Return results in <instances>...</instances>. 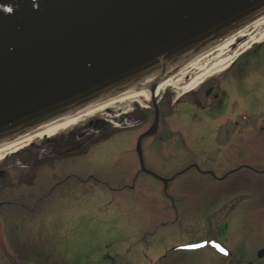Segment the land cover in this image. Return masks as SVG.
Wrapping results in <instances>:
<instances>
[{"label": "rangeland", "instance_id": "rangeland-1", "mask_svg": "<svg viewBox=\"0 0 264 264\" xmlns=\"http://www.w3.org/2000/svg\"><path fill=\"white\" fill-rule=\"evenodd\" d=\"M262 44L264 38L239 56L243 58L242 68L249 59L255 60L252 62L261 68L249 72L248 68L245 69L247 78L243 90L247 89L248 94L256 96L264 94V52L262 56V48L257 47ZM218 75L210 77L215 79L211 83H218L223 74ZM204 82L183 99L205 101L199 93ZM197 90L198 93L193 95ZM228 91L233 96L236 89L229 86ZM179 96L172 88L159 93L163 114L161 130L167 128L173 119L170 114L175 107L169 102ZM245 104L241 101L239 107L238 102L235 104L234 112L240 115L238 126L235 122L228 124L229 128H235L238 137L232 145L217 149L216 146L189 143V139L183 138L184 128H187L183 118L175 119V125H172L176 128L175 142L170 148L172 153L162 152L159 148L154 154H148V143L156 146L161 143L157 135L144 140L146 165L155 164L159 170L171 159L170 168L165 169L170 170L166 177L179 174L167 188L151 175H136L140 170L136 140L153 122L150 99L128 101L97 112L51 137L49 142L43 138L8 156L0 162V167L4 166L6 171L0 189L11 186V177L18 180L19 174L25 170L21 167L25 157L34 167L28 168L31 175L27 176L24 186L40 188L30 191L34 194L28 197L44 196L52 184L59 183L54 193L38 208L42 218L33 213L24 214L17 206L0 207V251L15 256L19 253L27 257L30 264H151L152 261L155 264H214L216 260L210 259L211 253L213 257L217 254L222 258L228 256L211 247L213 240H219L225 246L221 247L222 251H231L239 242L250 254L264 237V142L254 140L258 120L249 116L248 104ZM139 115L146 117L141 123L143 126L111 137L109 143L92 146L96 138L112 133L110 126L113 129L116 125L122 126V117L127 116L124 122L129 126L139 122L136 119ZM96 118L112 121L101 131V137L96 128L86 130L89 120ZM70 131L80 138L78 150H88V154L70 161L66 159L49 168L55 158L35 161L37 157H44V148L53 149L52 146L63 136L68 137ZM260 133L264 135V132ZM43 161L45 164L39 167ZM73 173L82 177L97 176L110 184H130L134 188L107 189L92 185L90 180L79 182L74 176L66 180V175ZM23 192V189L19 191ZM11 196L0 195V200ZM238 201L243 204L235 209ZM202 239H207L210 244L199 248L198 252L193 249L186 252L173 250L175 243L199 240L196 245L201 246ZM164 254L166 262L156 263Z\"/></svg>", "mask_w": 264, "mask_h": 264}, {"label": "water", "instance_id": "water-1", "mask_svg": "<svg viewBox=\"0 0 264 264\" xmlns=\"http://www.w3.org/2000/svg\"><path fill=\"white\" fill-rule=\"evenodd\" d=\"M263 15L264 0H0V143L150 80L143 164L159 85Z\"/></svg>", "mask_w": 264, "mask_h": 264}, {"label": "flooded vegetation", "instance_id": "flooded-vegetation-1", "mask_svg": "<svg viewBox=\"0 0 264 264\" xmlns=\"http://www.w3.org/2000/svg\"><path fill=\"white\" fill-rule=\"evenodd\" d=\"M242 61L240 60L234 63L231 66V68L227 70V72H225L223 76L218 80V83H211V80L214 79L211 78L210 80L206 81L201 86V88H199L200 89L199 93L200 92L202 93L201 95L203 96L205 101L199 98H190L188 100V99H183L184 96L181 97L179 101L183 102L184 108L180 110V113L182 116H185V124L187 125V129L184 134L185 136L183 137L185 140L189 138L194 143H199L202 144L203 146H220L223 144L227 146L232 145L237 136H236L235 128L234 129L229 128L228 124L235 122L236 127L238 126L237 118L240 115L238 112L235 113L234 110L236 109L235 107L236 102H238V107H239V102L241 101L242 103L246 102V104H248L245 105L249 109L248 112L249 116H253V118L255 117L258 120L257 128L255 131L256 135L254 140L264 142V135L260 133V132H264V94L260 93V96L259 95L256 96L253 95V93L248 94L247 90H243L245 84L243 78L246 76L245 69L248 68L247 71L249 72L254 70L255 68L258 69V67L253 62H246L242 64L243 65L242 68L240 66V63ZM260 69L261 68H259L258 70ZM262 69L264 71V67ZM229 86L234 87L236 89L235 95L233 96L230 95L231 93L228 91ZM193 93H194L193 95H195L196 93H198V90ZM169 103L173 105L175 104V101L171 100ZM159 104H160V100H159ZM259 104H261L260 108H259ZM152 108H153V119H154L155 108L153 104H152ZM162 115L163 114H161V118ZM174 116H176V113L170 114L171 118H173ZM126 117L127 116L122 117V126L119 125L120 127H118L116 125L115 129L111 128L110 125L112 121H110L109 119L102 120L96 118L89 120L88 127L86 128V130H88L89 128H96L95 130L97 132H100L99 137L103 135L101 131L105 130L108 126H110V131H112V133L108 134L106 137L96 138V141L93 143V145L109 143V139L111 137L113 138L118 134L123 135L124 133L129 132L136 127L143 126V124L141 125V123L146 118L144 115H139V117L136 118L137 121H139L137 122V124L126 126L127 122H124ZM160 124L157 132L148 138H152L157 135L158 140L161 144L156 146L151 143H148V147H147L148 154L150 153L154 154L157 149L159 150V148H162V152H166L168 154L172 153L170 148L172 147L171 144L175 142L173 137L176 136V130L175 128L172 127V125L174 124L172 121L169 122L168 127L164 128L163 130H161ZM151 125L148 126L146 129H144V131L140 135L147 132L151 128ZM69 133L70 135L68 137L63 136L62 138H60L58 143L52 146L53 149L44 148L43 149V151H45L44 157L43 156L37 157L35 158V161L41 160L43 158L50 160L55 158L56 161H53L54 163L52 165H48L49 168L50 166L55 167L59 162L62 163L66 159L69 161L74 160L87 153V150L84 151L81 150V152L78 150V148L80 147L79 145L80 138H78L75 135V132L70 131ZM187 135L188 138H186ZM137 140H136V146H137ZM45 141L49 142L50 140H45ZM143 142H142V150H143ZM143 154H144V150H143ZM143 160H144L143 164L142 162L139 161L140 170L136 171V175L138 176L140 175V173H150V172L162 173L160 171H164L167 168V166L170 164L171 159L170 160L168 159L166 162L167 165L165 163L164 166L160 168V170H157V166L153 163H152L153 165H146L145 157ZM22 162L24 163L21 165V167H23V169L25 170H22V172L19 174L18 180L16 181L15 178L11 177L9 179L11 186H8L7 188L4 189H0V195L3 194L12 195L11 198H7L2 201L0 200V207H3L5 205L14 206V207L17 206L20 210H24L26 212H32L34 209L39 208L41 202H43L44 199H47L48 197H50L52 193H54L59 182L56 181L54 184H52L48 194L44 196L42 194V196L38 195L35 197L33 196L28 197V195L34 194L31 193L30 191L33 192L35 190H39L40 188L33 185L24 186L26 184L25 180L27 179V176L31 175V172L28 170V168L32 169L34 166L31 164V160L30 159L28 160L26 157ZM42 164H45V162L43 161V163H40L38 166L40 167ZM149 164H151V162ZM2 171L3 172L5 171L4 166L0 167V172ZM3 172L0 173V181L6 177V171L4 173ZM73 176L74 178L75 177L79 178L78 174L73 173L71 175H66L67 177L66 180H68L70 177ZM89 176L90 178H94L93 182L95 184H98L99 187H103L107 189H121L126 186H129L128 184L125 183L123 185H117L115 183L110 184V181L97 179L92 175ZM22 189L25 190V192L19 193V191H21ZM27 191L29 193H27ZM25 197H27V199L31 202L29 203ZM242 204L243 202L238 201V203L234 208L237 209ZM52 214L55 215V212L53 211ZM198 241L189 242L190 246L188 250L194 249V245H196ZM204 242H205L204 246L206 247L208 244H210L207 239H202L201 243ZM259 243L260 245L256 247L253 252L249 254L248 252L244 251L243 245L239 242L236 243V247L231 251L229 249L222 251L221 249L219 250V247H225L223 243L219 240H213L211 243L212 244L211 247L215 251L218 249L222 255L225 254L226 256L227 255L228 256L226 258H222L219 257L220 255L217 256L218 255L217 254L215 255V257H213L211 253V256L209 257L211 260L215 258L216 261L214 264H264V237H262V240H260ZM217 244L219 245L217 246ZM188 250L184 249L185 252ZM195 251L198 252L197 250ZM17 254L18 256H15L14 253L11 252L3 253L0 251V264H30L29 260H27V257H22L19 253Z\"/></svg>", "mask_w": 264, "mask_h": 264}, {"label": "bare ground", "instance_id": "bare-ground-1", "mask_svg": "<svg viewBox=\"0 0 264 264\" xmlns=\"http://www.w3.org/2000/svg\"><path fill=\"white\" fill-rule=\"evenodd\" d=\"M263 38L264 15L255 22L245 26L234 35L222 39L213 46L197 54L187 65L182 67L178 73L164 80V82L159 85L156 94L159 95V93L168 88L175 89V91L177 90L179 95L195 90L208 78L227 71L245 50L250 49L254 43L260 42ZM235 46H237V48H235ZM149 81L143 83L139 88H131L40 126L14 140L0 143V162L8 156L28 148L31 143L40 141L46 137H53L79 124L81 121L97 112L110 109L117 104L128 101L139 102L141 99L149 101L150 92L146 89V85Z\"/></svg>", "mask_w": 264, "mask_h": 264}]
</instances>
